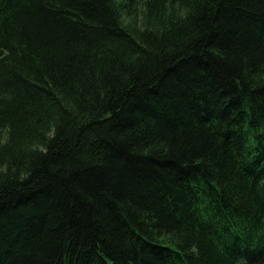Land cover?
I'll use <instances>...</instances> for the list:
<instances>
[{
  "label": "trees",
  "instance_id": "16d2710c",
  "mask_svg": "<svg viewBox=\"0 0 264 264\" xmlns=\"http://www.w3.org/2000/svg\"><path fill=\"white\" fill-rule=\"evenodd\" d=\"M0 264H264V0H0Z\"/></svg>",
  "mask_w": 264,
  "mask_h": 264
},
{
  "label": "rangeland",
  "instance_id": "374dc122",
  "mask_svg": "<svg viewBox=\"0 0 264 264\" xmlns=\"http://www.w3.org/2000/svg\"><path fill=\"white\" fill-rule=\"evenodd\" d=\"M141 13V12H140ZM142 15V14H141ZM141 15H139L138 16V19H137V21H141L142 20V16Z\"/></svg>",
  "mask_w": 264,
  "mask_h": 264
}]
</instances>
